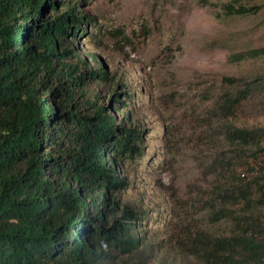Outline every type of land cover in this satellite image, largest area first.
I'll return each mask as SVG.
<instances>
[{"label":"trees","instance_id":"obj_1","mask_svg":"<svg viewBox=\"0 0 264 264\" xmlns=\"http://www.w3.org/2000/svg\"><path fill=\"white\" fill-rule=\"evenodd\" d=\"M84 2L0 0V264H151L142 211L124 197L145 129L132 93L102 86L111 74L88 48L101 26ZM263 87L221 76L181 108L208 181L197 202L225 226L185 225L180 247L200 264H264V126L236 122Z\"/></svg>","mask_w":264,"mask_h":264},{"label":"rangeland","instance_id":"obj_2","mask_svg":"<svg viewBox=\"0 0 264 264\" xmlns=\"http://www.w3.org/2000/svg\"><path fill=\"white\" fill-rule=\"evenodd\" d=\"M228 1L81 4L101 26L99 42L88 48L111 74V80L102 84L104 90L116 82L119 90L132 93L133 99L127 101L145 129V155L128 165L132 183L124 197L142 211L145 256L151 264H200L180 247L185 225L214 233L225 229L222 223L211 224L207 210L197 202L208 181L197 168L200 151L180 112L221 76L248 82L264 76V55L239 61L234 57L264 47V0H240L260 8L246 15L227 14L222 4ZM236 122L264 126V87L244 101Z\"/></svg>","mask_w":264,"mask_h":264}]
</instances>
